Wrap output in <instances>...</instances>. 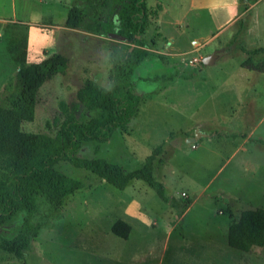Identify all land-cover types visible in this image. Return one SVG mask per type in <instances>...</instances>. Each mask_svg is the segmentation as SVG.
Here are the masks:
<instances>
[{
	"label": "rangeland",
	"instance_id": "1",
	"mask_svg": "<svg viewBox=\"0 0 264 264\" xmlns=\"http://www.w3.org/2000/svg\"><path fill=\"white\" fill-rule=\"evenodd\" d=\"M161 1L171 7L179 0ZM236 2L233 20L219 29L205 12L191 13L187 24L173 21L182 19L185 0L172 19L162 16L160 28L150 18L139 39L164 59L148 56L121 78L140 95L137 115L108 141L83 142L78 152L131 172L161 146L153 176L164 184L168 202L142 180L119 190L59 161L55 168L83 187L56 207L37 208L30 217L38 232L24 257L2 252L0 264H264V246L244 252L226 242L228 226L243 210L264 208V71L242 67L248 57L264 61V51L241 49L264 48V0ZM71 6L82 11L77 29L64 25ZM119 8L114 0H0V103L21 61L38 62L55 52L68 58L65 72L40 87L34 119L22 123L23 131L55 136L74 106L84 120L77 89L87 79L106 86L112 48L134 46L103 29L112 23L117 30ZM178 24L184 34L169 45L168 37L180 33ZM24 36L26 47L16 48ZM192 38L199 42L191 44ZM215 52L212 64L202 63ZM222 136L231 137L236 149L225 147ZM191 137L197 138L189 142ZM25 216L20 212L0 233L12 238ZM117 219L130 224L127 239L112 233Z\"/></svg>",
	"mask_w": 264,
	"mask_h": 264
},
{
	"label": "trees",
	"instance_id": "2",
	"mask_svg": "<svg viewBox=\"0 0 264 264\" xmlns=\"http://www.w3.org/2000/svg\"><path fill=\"white\" fill-rule=\"evenodd\" d=\"M120 8L119 27L103 23L106 33L117 31L134 46L127 49L117 46L110 54L111 67L106 86L87 79L76 91V98L86 108L84 120L76 115V106L64 117L55 136L40 132H26L21 126L32 121L35 115L37 94L45 81L59 72H65L68 58L55 52L38 62L21 61L9 93L0 103V226L11 223L20 212L26 216L12 238L0 233V256L2 252L18 259L24 257L38 226L30 215L37 208L56 207L64 199L83 187V183L55 168L59 161L87 169L119 190L125 189L132 180H142L154 189L160 198L168 202L166 188L153 176V161L161 146H157L136 171L125 172L118 164L102 158H84L78 155L83 142H105L113 132L129 123L137 115L140 95L130 86L121 83L122 75L129 65L137 64L148 56L164 59L162 55L144 49L139 36L144 34L151 16L156 14L146 0H114ZM82 11L71 6L64 25L79 28ZM27 37L17 41L15 47H26ZM241 49L249 54L264 51L263 47ZM242 67L264 71V61L254 62L248 57ZM236 138L238 135H232ZM131 226L117 219L111 226L113 234L127 239ZM227 244L247 252L252 246H264V208L243 210L238 219L228 226Z\"/></svg>",
	"mask_w": 264,
	"mask_h": 264
},
{
	"label": "crops",
	"instance_id": "3",
	"mask_svg": "<svg viewBox=\"0 0 264 264\" xmlns=\"http://www.w3.org/2000/svg\"><path fill=\"white\" fill-rule=\"evenodd\" d=\"M147 1V5L150 9L156 12L151 18L154 19L156 22L158 28H160V24L162 23V16L163 15H169L172 19V15L176 13V8H183V5L185 6L184 0L177 1L174 5H171V7H164L162 4V1L160 0H154V4L151 2V4ZM186 1V7L182 10V13L180 17L182 19H173L175 22H189L188 16L193 13L197 12V16L199 17L200 12H205L209 16L211 22L214 25V28L219 29L223 28L225 25H227L230 21L234 18V7L237 4V0H185ZM173 11V12H172ZM172 12V13H171ZM172 14V15H171ZM180 33L175 35V37L169 36L168 37V44L174 45L176 43V38L180 37V34H184V31L182 27L178 24ZM188 26V25H187ZM161 36L162 33H160ZM213 36V35H212ZM194 41L199 42L198 39L192 38L190 43L192 44ZM223 138L220 139L222 144L228 148H232L235 150V144L231 142V137L222 136ZM204 143L203 141H200L198 145H201ZM226 163V161H225ZM224 163V165H225ZM221 168V167H220ZM219 168V169H220ZM226 242H227V236H226ZM253 247V246H252ZM240 251V250H239Z\"/></svg>",
	"mask_w": 264,
	"mask_h": 264
},
{
	"label": "water",
	"instance_id": "4",
	"mask_svg": "<svg viewBox=\"0 0 264 264\" xmlns=\"http://www.w3.org/2000/svg\"><path fill=\"white\" fill-rule=\"evenodd\" d=\"M112 35H115V36H118L119 38H124L123 36L119 35V34H116V33H110ZM216 58V52L213 53V54H210L208 56H205L203 59H202V63L205 64V65H209V64H212L214 62ZM197 137H200V135L197 134ZM197 137H191L188 139L189 142H193L195 141V139Z\"/></svg>",
	"mask_w": 264,
	"mask_h": 264
}]
</instances>
